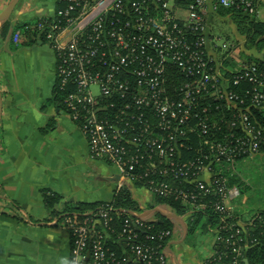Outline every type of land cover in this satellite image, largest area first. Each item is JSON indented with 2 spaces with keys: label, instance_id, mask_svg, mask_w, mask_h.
Instances as JSON below:
<instances>
[{
  "label": "built area",
  "instance_id": "built-area-1",
  "mask_svg": "<svg viewBox=\"0 0 264 264\" xmlns=\"http://www.w3.org/2000/svg\"><path fill=\"white\" fill-rule=\"evenodd\" d=\"M222 7L264 22V0H56L54 15L18 26L15 41L33 30L52 47L65 111L85 134L92 156L115 166L126 183L142 176L135 170L145 150L152 161L143 176H172L195 185L197 192H186L175 191L167 180L147 181L152 193L165 198L177 193L190 202L189 212L211 207L222 231L239 227L228 237L211 229L216 242L228 246L227 252L215 251L211 262L242 264L251 246L242 233L253 223L228 221L242 191L222 171L234 173L230 163L264 157V127L251 116V108L264 110V51H246L236 38L222 34L220 41L211 22L220 18ZM244 55L257 61L248 62ZM176 68L186 80L172 96L166 82ZM212 101L223 103L216 106L223 113L233 111L231 124L239 133L209 139L225 123V117L214 118ZM189 134L204 137L208 150L194 161L181 158ZM115 213L120 211L107 202L82 221L65 217L74 237L70 264H169L163 244L142 241L135 232L153 225L129 213L119 235L132 241L129 250L112 251L107 231L93 225L101 221L109 228ZM173 235L174 227L146 239L170 241Z\"/></svg>",
  "mask_w": 264,
  "mask_h": 264
},
{
  "label": "crops",
  "instance_id": "crops-1",
  "mask_svg": "<svg viewBox=\"0 0 264 264\" xmlns=\"http://www.w3.org/2000/svg\"><path fill=\"white\" fill-rule=\"evenodd\" d=\"M10 1L0 0V13ZM55 7L56 0H20L0 25V264H70L71 234L45 196L56 195L54 209L61 211L66 205L112 201L125 185L115 166L92 156L85 134L56 98L58 60L52 47L33 30L35 42L26 35L15 41L20 24L52 17ZM237 175L244 186L247 176ZM129 183L134 199L150 208L151 191ZM247 198L231 206L240 224L264 210L250 212ZM184 220L187 234L181 223L174 224L169 264H206L215 254L216 237L201 227L191 232L189 214Z\"/></svg>",
  "mask_w": 264,
  "mask_h": 264
},
{
  "label": "trees",
  "instance_id": "trees-1",
  "mask_svg": "<svg viewBox=\"0 0 264 264\" xmlns=\"http://www.w3.org/2000/svg\"><path fill=\"white\" fill-rule=\"evenodd\" d=\"M217 16L220 17L219 19L215 20L217 23L226 24V21L228 19H233V21L236 22L238 30L230 31V34L223 33L225 36H227V39H230L232 37L239 39L238 35L240 37H242V35H245L246 41L243 47L246 51H258V53L256 54H259V51H261V49H263L264 51V22L257 21L252 15L246 14L241 10H230L223 7L218 10ZM22 26L26 28L27 26H30V24L25 23ZM237 32H240L242 35L238 34ZM235 34L237 35V37L235 36ZM22 35L31 37V41L33 42L36 41V39L32 37L30 30H25ZM244 57L248 62L257 61L249 55H244ZM167 78L168 79L166 82V86L168 94L173 96L174 94L179 93L186 80V77L181 73L179 69L176 68L173 74L169 75V77L167 75ZM233 89L238 90L236 86H234ZM55 93L56 98H62V92L60 91L58 85H56ZM211 103L214 118L225 117V123L222 124L221 130L212 131L209 135V139H221L225 135H228L230 133H239L231 124V121L234 119L232 115L233 111L228 110L226 111V113H223L222 110L216 109L217 105H223L222 102L212 101ZM251 116L254 121L258 122L262 127H264V110L251 108ZM201 140L203 141L204 137L197 138L193 135L191 137V134H189V138L185 140L188 148L181 149V158L187 161H194L205 155L208 150L202 145ZM144 151L141 152V157H143V159L140 158L141 164L135 170V173H139L142 176H138L137 179H134L132 181L133 185L146 188L148 187L150 189L149 183L147 182L149 179H156L160 181L167 180L174 187L175 191L183 190L186 192H197L195 185L184 182L183 180L178 178H173L172 176L166 178L162 176H143L146 167H149L148 163H151L152 161L149 159V153ZM214 167L217 169V166L215 164ZM222 174L229 179L231 185L242 186V182L235 172L233 173V171H227L224 169L222 171ZM152 194L155 199L153 204L150 205L151 207H154L156 205H164L179 216L185 217L187 214H189L188 225L191 232H193L198 227H201L203 230L209 232H211V229L221 230L218 226L220 222L219 214L211 207L205 210L189 212L191 210L190 202H186L183 200V198L178 197L179 194L177 193H174V195L168 198L162 197L156 193ZM45 200L47 207L50 210L52 209L53 215L60 216V219L63 218V220L65 219V217L76 215L77 218H79L81 221L85 219V213H95L99 208L104 207L107 203L94 202L66 205L61 211H57L54 209L59 201V198L56 195H47L45 196ZM207 201H209L210 203V200ZM109 202L113 204L116 210L120 211V214H114V218L109 225L110 227L107 229L103 227L101 221H96L95 225L93 226L97 228V230L99 229L101 231H107L109 237L108 246L112 249V251L123 253L125 249L129 250L128 245H130L129 243L132 242L128 239L125 240L124 238H119V235L122 232L124 220L128 217V211L142 212L143 207L138 201L134 199L132 189L127 186H123L115 195L114 199ZM228 221L235 223L237 221V217L232 214V217L229 218ZM250 222H252L253 225L248 228L247 232L242 233V238L244 240H247V242H250L251 245L250 248L246 250V253H244V256L248 259L250 264H264V210L259 211L258 214L254 215ZM147 223H151L153 225L152 229L135 230V232L137 231L139 239L148 243H154L155 245L163 244V249L167 250L170 242L169 240H147L146 236L149 234H154L159 230L173 229L174 224L177 223V221L171 219H163L162 223H160L159 221L152 223L151 220H147ZM238 228L239 227H234L232 230L227 232L221 230L220 234L228 237L232 233H236L237 230H239ZM71 237L73 245L74 237L72 235ZM227 249L228 246H226V244L216 242L215 251L227 252ZM216 256V253L213 254V256L209 258L206 264H213L211 261H213ZM242 264L246 263L242 261Z\"/></svg>",
  "mask_w": 264,
  "mask_h": 264
},
{
  "label": "rangeland",
  "instance_id": "rangeland-1",
  "mask_svg": "<svg viewBox=\"0 0 264 264\" xmlns=\"http://www.w3.org/2000/svg\"><path fill=\"white\" fill-rule=\"evenodd\" d=\"M37 19L38 18L28 19L26 22L29 23L30 25H35L37 23ZM227 21L226 24L217 23L215 20L211 22V29L215 34H218V36L220 37V41L224 39V37H222L220 34L222 35H224L223 33L230 34V31L238 30L236 22L233 21V19H228ZM19 26H21V24ZM237 33L242 35L240 32ZM235 36L237 37L236 34ZM238 37L239 39L237 40L239 41V43L245 44L246 41L245 35L244 36L242 35V37L238 35ZM253 52L258 53V51L255 50ZM261 52H263V49L259 51V53ZM240 160L236 161V163H230L229 167L231 168L235 167L237 169L236 175L238 174L239 171L242 172L243 176H247L245 184L244 186L241 187V189L242 190L245 189L246 192L245 194L248 197L247 201L245 202V206H247V208L250 209V212L251 211L253 212L254 210H258L259 208L264 206V158L261 156H257L254 158L244 159L241 162ZM238 177L240 178V176ZM245 194L242 195L243 198ZM242 196L239 199H241ZM154 199L155 198L153 196V201Z\"/></svg>",
  "mask_w": 264,
  "mask_h": 264
},
{
  "label": "water",
  "instance_id": "water-1",
  "mask_svg": "<svg viewBox=\"0 0 264 264\" xmlns=\"http://www.w3.org/2000/svg\"><path fill=\"white\" fill-rule=\"evenodd\" d=\"M19 2L20 0H11L9 2L6 8L0 13V25H2L3 23H5L10 19ZM2 112H3V93L0 87V122L2 119ZM125 186L132 189V186L129 182H126ZM128 213L134 216L135 218H138L143 221L158 218V221L162 223L163 219H171L181 223L186 229V234L188 233V228L184 220V217L179 216L174 211H172L171 209H169L164 205H156L154 207L146 208L143 209L142 212L128 211ZM244 262L246 264H250L247 258L244 259Z\"/></svg>",
  "mask_w": 264,
  "mask_h": 264
}]
</instances>
